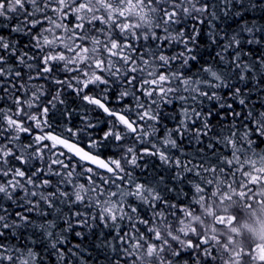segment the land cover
I'll use <instances>...</instances> for the list:
<instances>
[{
  "label": "snow or ice",
  "instance_id": "1",
  "mask_svg": "<svg viewBox=\"0 0 264 264\" xmlns=\"http://www.w3.org/2000/svg\"><path fill=\"white\" fill-rule=\"evenodd\" d=\"M0 264H264V0H0Z\"/></svg>",
  "mask_w": 264,
  "mask_h": 264
},
{
  "label": "trees",
  "instance_id": "2",
  "mask_svg": "<svg viewBox=\"0 0 264 264\" xmlns=\"http://www.w3.org/2000/svg\"><path fill=\"white\" fill-rule=\"evenodd\" d=\"M100 119H101V121H104L107 118L104 117V116H100ZM73 121H75L74 123H76V124H79L80 123L79 121H77V117H74ZM59 123L61 125H63V121H61ZM101 124H102V126H100L101 128L105 127V124L103 122ZM185 146L187 147V145H185ZM103 151H104L105 154H110V153H112L114 151V149L113 148H106V149H103ZM189 151H191V149H189ZM155 163L158 164L159 162L158 161H155Z\"/></svg>",
  "mask_w": 264,
  "mask_h": 264
},
{
  "label": "rangeland",
  "instance_id": "3",
  "mask_svg": "<svg viewBox=\"0 0 264 264\" xmlns=\"http://www.w3.org/2000/svg\"><path fill=\"white\" fill-rule=\"evenodd\" d=\"M77 121H79V119H78V117H77ZM61 122V121H60ZM75 121H73V123H74ZM80 122V121H79ZM76 124V123H75ZM100 126H102V124L100 125Z\"/></svg>",
  "mask_w": 264,
  "mask_h": 264
}]
</instances>
